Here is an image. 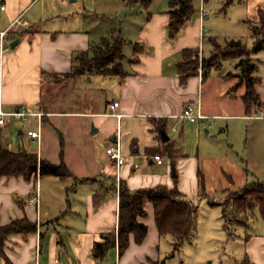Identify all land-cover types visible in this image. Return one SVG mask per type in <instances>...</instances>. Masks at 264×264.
Listing matches in <instances>:
<instances>
[{
    "label": "crops",
    "instance_id": "obj_1",
    "mask_svg": "<svg viewBox=\"0 0 264 264\" xmlns=\"http://www.w3.org/2000/svg\"><path fill=\"white\" fill-rule=\"evenodd\" d=\"M78 1L70 0L76 10L66 14V0H0V34L19 19L27 23L8 35L10 46L15 41H20V45L3 54L0 50V111L43 115L41 147L29 148L40 160H46V128L55 116L66 114V119H82L80 145L85 142L72 154L71 143L66 138L64 162L73 174L71 178L38 176L26 181L22 177H0V226L23 218L38 225L36 235L12 237L6 255L12 264H161L162 238L152 204L146 205L147 217L140 219L149 228L142 245L131 236L130 247L123 256L117 248L103 261L92 255L102 234L118 230L121 182L131 191L159 186L172 189L177 185L186 197L201 194L200 173H203L198 156L181 155V141L173 140L170 133H176L177 129L184 133L188 122L201 125L214 118L249 119L252 116L248 114L243 95L239 116H225L209 110L205 106L207 79L202 72L191 78L186 86L181 85L178 66L185 59L184 52L195 50L203 56L205 49L210 52L209 41L214 39L208 36L211 31L206 29L201 12H197L172 39L169 36V4L161 7L155 0L148 9H143L130 7L128 0H123L114 11L130 16L131 26L125 31L121 19L120 24L112 23L111 14L89 12L86 2ZM91 16L103 21L100 29L101 23L90 22ZM113 31H120L124 39L127 76L123 79L79 76L66 80V113L47 110L44 99L48 86L54 84L55 78L72 72L77 53L97 46ZM72 89L78 92L77 101H74ZM255 90L264 107V82L260 81ZM114 103H118L119 108L112 111L110 106ZM190 104H200L205 119L194 123L180 119ZM10 119L12 117L6 118L5 124L0 125V141L18 152L8 138ZM37 122L39 128L38 118ZM24 129L20 130L22 145L18 148L22 146L23 149L19 151L29 145L26 134L33 130L26 132ZM161 131L169 138L166 143ZM168 143L175 145L177 151V178L172 176L173 163L165 154ZM112 145L119 146L122 151L124 162L120 167L107 155ZM158 152H162L165 160L162 166L153 160ZM36 196L39 203L34 201ZM260 258L264 260V256Z\"/></svg>",
    "mask_w": 264,
    "mask_h": 264
},
{
    "label": "rangeland",
    "instance_id": "obj_2",
    "mask_svg": "<svg viewBox=\"0 0 264 264\" xmlns=\"http://www.w3.org/2000/svg\"><path fill=\"white\" fill-rule=\"evenodd\" d=\"M158 1L161 7L162 5L167 7L170 2V0ZM263 1L250 0L226 6L225 0H206V2L194 0L197 11L201 12L202 9L205 11V26L211 31L208 36L214 38L212 42L209 41L210 52L205 49L204 55H199V72H202L200 70L203 59H209L213 53L219 51L214 47L215 43L223 49L233 42H242L249 50L253 49L259 41L254 33V27L260 24L258 8L264 10ZM78 2H86L89 12L111 14L112 23L120 24L122 20L125 31L131 26L130 16L123 14V17L122 13L114 11L116 5L123 4V0H79ZM75 10L76 7L71 5L70 0H66V14ZM89 18L90 22L101 23L99 29L102 27L103 21H98L95 16ZM126 54L128 55V51ZM239 61V59L224 61L219 71L216 69L209 71L204 86L205 106L209 110L225 116L241 114L243 109L241 96L245 93V86H237L238 76L242 71L237 68ZM253 61L256 64L254 76L264 82V48L253 56ZM66 80L69 79L55 78L54 84L48 86L44 99L47 110L66 113ZM234 87L237 88L232 97L229 91ZM72 92L75 94L74 101H77L78 92L74 89ZM251 111L249 115L252 118L249 119L214 118L203 121L201 125L188 122L184 133L179 129L176 133H170L173 140L181 141L183 148V151L179 150L181 155H187L189 158L198 156L199 167L205 176L206 191L187 197L198 209L197 229L179 250L174 249L171 237L163 238L160 246L161 264H264V260L260 258L264 256V252L262 253L264 220L258 210L250 214V219L243 216L241 224L245 227L236 223L230 225L229 231L232 236L229 237L223 229L222 208L210 204L222 203L227 196L236 192L241 194L248 185L264 186V116H262L264 107H254ZM29 120V122H18L14 118L10 119L11 128L10 133L8 131V138L9 142L17 146L18 151L23 149L22 146L18 148L22 145L19 139L20 130L24 127L26 132L29 129L38 130L37 118L31 117ZM50 122L45 133L44 156L48 162L60 164L62 153L64 161L66 160V138L71 143L69 149L72 154L85 143L82 142L80 145V141H83L79 137L82 119H66V114H63L51 118ZM86 146L89 147V144ZM29 148L36 150V146L31 145L30 142L25 150L31 152Z\"/></svg>",
    "mask_w": 264,
    "mask_h": 264
},
{
    "label": "trees",
    "instance_id": "obj_3",
    "mask_svg": "<svg viewBox=\"0 0 264 264\" xmlns=\"http://www.w3.org/2000/svg\"><path fill=\"white\" fill-rule=\"evenodd\" d=\"M154 1L128 0L127 3L130 7L139 6L140 8L148 9ZM204 1L206 2V0ZM246 1L249 0H225L226 6ZM169 5V36L174 39L195 17L198 11L195 8L194 0H170ZM259 21V26L256 25L254 27V33L259 41L252 50H249L242 42H233L223 49L215 43L214 47L219 51L215 54L213 53L209 59H203L201 65L202 76L207 79L209 71L213 69L219 71L224 61L240 60L237 68L242 69V71L240 76H238L239 82L237 86H245L246 91L242 99L248 114L254 107L263 108L260 95L255 90V86L261 80L254 76L256 64L253 61V56L264 48L263 9L259 10ZM213 40L211 39V42ZM199 55L200 53L195 50L184 52L185 59L178 66V74L182 86H186L191 78L200 75ZM125 59L122 34L120 31H113L108 37L102 39L97 46L86 52L77 53L73 58L72 72L64 75L63 78L71 80L79 76H103L123 79L127 76L124 68ZM236 88L234 87L229 91L232 97H234ZM62 144L64 146V142ZM167 145L169 148L165 154L175 166L177 158L175 145H172V143ZM161 154L162 152H158L156 155L161 156ZM38 176L67 179L73 177V174L64 162L63 153L61 154V163L52 164L46 160H40L34 152L26 150L14 152L0 141V177H22L26 181H32ZM200 178L202 180V191H206L204 177L201 173ZM147 204H152L154 207L155 221L160 237L162 239L171 237L175 250H179L196 231L198 209L186 196L180 193L177 185L172 189L159 186L131 191L125 182H121L118 230L117 232L102 234L101 241L94 245L92 251L95 259L103 261L108 253L115 248L119 250V255L123 256L130 247L131 236H134L138 245H142L145 242L149 228L140 219L147 217ZM210 204L211 206H220L222 208L223 229L231 237L230 225H235L236 223L245 227L241 224L243 216L250 219V214L258 210L264 220V186L258 184L248 185L241 194L236 192L234 195L227 196L222 203L211 202ZM37 233V223L30 221L28 218L15 220L8 225L0 226V263L4 261L6 264H12L6 255V247L12 237H28Z\"/></svg>",
    "mask_w": 264,
    "mask_h": 264
},
{
    "label": "built area",
    "instance_id": "obj_4",
    "mask_svg": "<svg viewBox=\"0 0 264 264\" xmlns=\"http://www.w3.org/2000/svg\"><path fill=\"white\" fill-rule=\"evenodd\" d=\"M206 17L205 11L202 9L201 10V18L204 19ZM27 23L21 19L17 20L12 24V26L9 28L8 31L3 32L0 34V50L1 53L3 54L5 51L10 50V44L8 43V35L11 32H17L19 30L20 26H26ZM201 71V70H200ZM119 108L118 103H114L110 106V109L112 111H115L116 109ZM36 116L39 121V128L38 130H30L27 132V138L31 145L36 146L38 149L41 147L42 143V129H41V120L43 115L42 114H31L27 113L26 111H16L13 113H5L3 111H0V125H4L6 118L12 117L17 120H22L27 122L30 117ZM264 116V114L262 115ZM180 119L182 120H188L192 123L198 122L200 120L205 119V117L202 114L201 110V105L200 104H190L186 107L184 113L182 116H180ZM107 155L110 158V160L115 163L118 167L124 162L122 158V151L119 146H110L107 149ZM153 160L156 162L158 166H162L165 164V160L162 156L160 155H154ZM34 201L36 203H39V197L36 196Z\"/></svg>",
    "mask_w": 264,
    "mask_h": 264
},
{
    "label": "water",
    "instance_id": "obj_5",
    "mask_svg": "<svg viewBox=\"0 0 264 264\" xmlns=\"http://www.w3.org/2000/svg\"><path fill=\"white\" fill-rule=\"evenodd\" d=\"M19 45H20V41H15L14 43L11 44L10 49L15 50ZM161 136H162L163 142L166 143L169 140L165 131H161ZM172 176L174 178L178 177L176 167L174 165L172 166Z\"/></svg>",
    "mask_w": 264,
    "mask_h": 264
}]
</instances>
